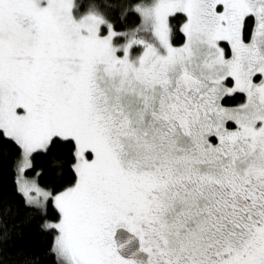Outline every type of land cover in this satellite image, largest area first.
Masks as SVG:
<instances>
[{"label":"snow or ice","instance_id":"6c2138e0","mask_svg":"<svg viewBox=\"0 0 264 264\" xmlns=\"http://www.w3.org/2000/svg\"><path fill=\"white\" fill-rule=\"evenodd\" d=\"M0 135L56 264H264V0H0Z\"/></svg>","mask_w":264,"mask_h":264},{"label":"trees","instance_id":"16d2710c","mask_svg":"<svg viewBox=\"0 0 264 264\" xmlns=\"http://www.w3.org/2000/svg\"><path fill=\"white\" fill-rule=\"evenodd\" d=\"M182 22V15L173 21L177 29L176 44L183 41L179 32ZM236 102L232 98L227 101L229 105ZM73 151V144L58 142L47 152L34 153L30 158L32 167L24 173L41 187L61 191L74 176ZM19 158L18 146L0 135V264H56L51 252L55 230H44L42 225L45 221H56L58 211L50 202L46 209L25 204L15 183Z\"/></svg>","mask_w":264,"mask_h":264},{"label":"rangeland","instance_id":"374dc122","mask_svg":"<svg viewBox=\"0 0 264 264\" xmlns=\"http://www.w3.org/2000/svg\"><path fill=\"white\" fill-rule=\"evenodd\" d=\"M182 25V24H181ZM183 42V41H182ZM181 42V43H182ZM178 45V44H177ZM257 82H258V80H257ZM19 111H22V110H19ZM16 177H17V171H16ZM24 178L25 179H27V180H29V181H31V180H33L34 178L33 177H28V176H26L25 175V173H24ZM48 222H52V223H54V222H57V220L56 221H48Z\"/></svg>","mask_w":264,"mask_h":264}]
</instances>
